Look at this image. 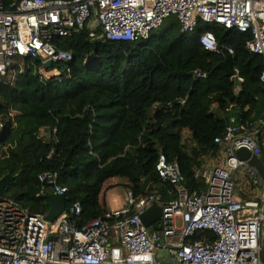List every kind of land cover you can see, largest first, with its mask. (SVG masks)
Instances as JSON below:
<instances>
[{"label": "trees", "instance_id": "obj_1", "mask_svg": "<svg viewBox=\"0 0 264 264\" xmlns=\"http://www.w3.org/2000/svg\"><path fill=\"white\" fill-rule=\"evenodd\" d=\"M208 31L234 51V68L242 78L238 93L236 80L218 67L225 54L200 44ZM251 38L250 31L203 21L188 34L171 18L137 42L94 41L87 30L56 38L58 48L74 60L57 65L59 75L48 81L34 74L31 59L21 60L22 74L9 82L0 78V179L16 178L6 194L31 214L46 217L54 189L40 176L52 175L67 189V207L81 205L75 216L81 229L109 212L103 196L112 179L125 180L139 198L158 194L164 203L176 200L174 188L157 174L160 152L180 165L187 188L204 191L207 186L196 173L217 159L221 147L215 140L230 119L248 123L249 129L264 118L263 58L247 50ZM90 56L96 65H89ZM158 229L156 224L150 233ZM193 239L216 235L201 231ZM262 251L264 261V236Z\"/></svg>", "mask_w": 264, "mask_h": 264}, {"label": "built area", "instance_id": "obj_2", "mask_svg": "<svg viewBox=\"0 0 264 264\" xmlns=\"http://www.w3.org/2000/svg\"><path fill=\"white\" fill-rule=\"evenodd\" d=\"M171 18H177L181 31L188 34L195 33L201 21L250 31L246 48L260 55L264 66V0H0V78L11 75L13 81L22 74L24 59L32 60L30 66L41 81L59 75L55 67L74 57L58 48L56 38H72L87 30L94 41L137 42L149 39ZM199 41L208 52L225 58L234 54L221 47L211 31ZM234 71L238 93L242 78ZM260 82L264 87V70ZM250 125L248 129V123L236 124L232 117L223 136L215 140L221 147L219 161L196 173L207 186L204 191L187 188L180 165L160 152L156 171L174 188L176 200L164 203L158 194L139 198L128 189L124 207H109L104 218L81 229L75 222L81 213L79 203L47 222L6 194L0 198V264H264V179L236 155L247 149L264 162V118ZM3 129L0 123V136ZM40 179L65 197L67 189L52 175ZM243 182L256 194L243 198L239 190ZM154 205L162 217L159 229L151 234L140 216ZM201 231L213 232L216 239H193Z\"/></svg>", "mask_w": 264, "mask_h": 264}, {"label": "water", "instance_id": "obj_3", "mask_svg": "<svg viewBox=\"0 0 264 264\" xmlns=\"http://www.w3.org/2000/svg\"><path fill=\"white\" fill-rule=\"evenodd\" d=\"M89 65L95 64L96 60L94 56H90L88 58ZM47 67L51 69L53 67L52 62L47 63ZM219 68L225 71L227 77H232L235 74L234 71V60L232 56H227L224 61H222L219 65ZM160 107V106H158ZM212 115H215L216 109L213 108L211 111ZM51 132L47 133V137L50 138ZM237 157L241 160L248 161L249 165L255 168L258 174L264 179V162L257 156L252 155L247 149H241L236 153ZM15 177L11 175H6L0 179V198L6 195L7 187L15 181ZM51 199V209L45 220L47 222H54L58 219V217L63 214L67 208V202L63 196H60L56 193L50 194ZM141 220L147 229H151L154 225H156L162 217L161 209L154 205L141 214Z\"/></svg>", "mask_w": 264, "mask_h": 264}, {"label": "rangeland", "instance_id": "obj_4", "mask_svg": "<svg viewBox=\"0 0 264 264\" xmlns=\"http://www.w3.org/2000/svg\"><path fill=\"white\" fill-rule=\"evenodd\" d=\"M52 76V75H51ZM50 76V77H51ZM12 76L1 77L3 82H9ZM221 115V114H220ZM224 117V115H222ZM196 146L198 144H195ZM104 200L106 204L112 209H120L127 204V187L126 182L123 179H112L109 181L104 188ZM160 224L159 222L157 223ZM264 236V226L263 233Z\"/></svg>", "mask_w": 264, "mask_h": 264}, {"label": "crops", "instance_id": "obj_5", "mask_svg": "<svg viewBox=\"0 0 264 264\" xmlns=\"http://www.w3.org/2000/svg\"><path fill=\"white\" fill-rule=\"evenodd\" d=\"M219 160L218 159H214L213 160V163H217ZM239 190H241V194H242V197L243 198H246L247 196L248 197H251V196H249V195H255L256 194V191L255 190H253V187L252 186H249V184L247 183H245V182H243V183H240L239 184Z\"/></svg>", "mask_w": 264, "mask_h": 264}]
</instances>
